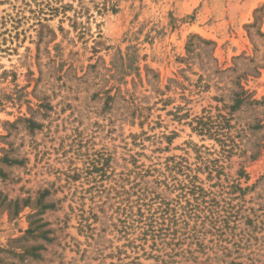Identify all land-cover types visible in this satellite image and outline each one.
Returning a JSON list of instances; mask_svg holds the SVG:
<instances>
[{
	"label": "rangeland",
	"instance_id": "obj_1",
	"mask_svg": "<svg viewBox=\"0 0 264 264\" xmlns=\"http://www.w3.org/2000/svg\"><path fill=\"white\" fill-rule=\"evenodd\" d=\"M0 264H264V0H0Z\"/></svg>",
	"mask_w": 264,
	"mask_h": 264
},
{
	"label": "trees",
	"instance_id": "obj_2",
	"mask_svg": "<svg viewBox=\"0 0 264 264\" xmlns=\"http://www.w3.org/2000/svg\"><path fill=\"white\" fill-rule=\"evenodd\" d=\"M198 125L200 127L199 130L201 133L209 132L212 134L225 136L223 134L224 127L219 124H216L215 122H211V121L207 122L201 120L198 122ZM176 166L177 165H174L173 168H176ZM182 168H183L182 164H179L177 170ZM169 177L171 178V186L174 189H180L179 195L181 197L185 196L187 194L186 189L189 188V184L192 182L193 177H190L189 174H186L185 177L180 178L176 174H173L171 172L170 175L168 176L166 175L165 179L167 180ZM191 185L194 186V184ZM155 204H156L155 201H152L151 199L147 202L143 201L140 204L137 218H133V213L131 211L128 216V218L131 217L130 219H132L130 225L131 227H133L136 223L143 237L146 240L147 239L152 240L154 245L158 246L159 244H165V243L169 244V242H166V240L168 238L170 240H173L177 234L176 230H174L177 223V218L173 212L174 209L171 207L170 203L164 202L163 200L160 201L157 205ZM142 206H146L145 207L146 212L142 211L141 209ZM128 226L126 227L130 228ZM178 239H180V237Z\"/></svg>",
	"mask_w": 264,
	"mask_h": 264
}]
</instances>
